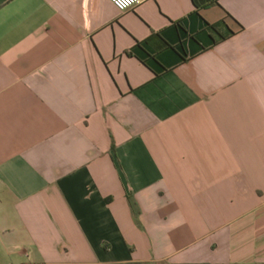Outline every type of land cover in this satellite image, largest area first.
I'll return each instance as SVG.
<instances>
[{
    "label": "crops",
    "instance_id": "crops-1",
    "mask_svg": "<svg viewBox=\"0 0 264 264\" xmlns=\"http://www.w3.org/2000/svg\"><path fill=\"white\" fill-rule=\"evenodd\" d=\"M0 264H264V0H0Z\"/></svg>",
    "mask_w": 264,
    "mask_h": 264
},
{
    "label": "built area",
    "instance_id": "built-area-1",
    "mask_svg": "<svg viewBox=\"0 0 264 264\" xmlns=\"http://www.w3.org/2000/svg\"><path fill=\"white\" fill-rule=\"evenodd\" d=\"M118 10L125 11L135 7L140 0H109Z\"/></svg>",
    "mask_w": 264,
    "mask_h": 264
},
{
    "label": "trees",
    "instance_id": "trees-1",
    "mask_svg": "<svg viewBox=\"0 0 264 264\" xmlns=\"http://www.w3.org/2000/svg\"><path fill=\"white\" fill-rule=\"evenodd\" d=\"M204 1H206L207 3H213V2H216V0H204ZM202 3H203V2H202ZM196 4L199 5V3H197V2H196ZM217 26H219V24H213V25L210 26V29H211L212 31H215V30L217 29ZM221 38H224V36H221ZM161 46H162V47H165L166 44L163 43Z\"/></svg>",
    "mask_w": 264,
    "mask_h": 264
}]
</instances>
